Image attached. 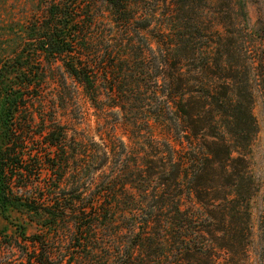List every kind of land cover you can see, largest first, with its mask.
Returning <instances> with one entry per match:
<instances>
[{"label": "trees", "instance_id": "1", "mask_svg": "<svg viewBox=\"0 0 264 264\" xmlns=\"http://www.w3.org/2000/svg\"><path fill=\"white\" fill-rule=\"evenodd\" d=\"M36 1L0 69V208L41 228L0 264H248L264 0ZM68 78L90 104L73 136L39 93ZM258 231L264 264V210Z\"/></svg>", "mask_w": 264, "mask_h": 264}, {"label": "rangeland", "instance_id": "2", "mask_svg": "<svg viewBox=\"0 0 264 264\" xmlns=\"http://www.w3.org/2000/svg\"><path fill=\"white\" fill-rule=\"evenodd\" d=\"M38 8L36 0H0V69L6 67L4 63L8 56L13 57L15 61L12 62L15 63V65L23 63L19 58L15 57V51L20 45L19 49L26 47L25 41H29V37H36V33L32 30L31 26L34 20H36V14L39 13ZM249 16L251 25L253 26L257 20V10L253 5L249 7ZM35 46L36 43H32L26 50L33 51L32 48ZM32 62L31 65L34 66L33 70H35L36 61ZM6 64H8V62ZM14 71L13 68L11 74L8 76L13 82L6 80L9 84H14L18 79V75ZM17 81L20 83L21 79L19 78ZM62 83H66L65 88L64 84H61L60 87L57 82L51 81V83L46 84L43 91L39 93L43 95L42 99L49 107H53V105L56 106L55 113L58 122L65 125L69 135L73 136L75 129H85V123L78 120L80 117L78 109L82 107L87 110V108H90V104L83 94V89L80 87L79 90H76L70 78L66 81H62ZM29 93H31L35 99V101H31V107L36 111V89ZM90 112H94L93 109H91ZM256 113L259 117L260 133L251 148L250 160L253 172L262 188L260 194L254 200L253 205L254 236L248 264H259L258 253L260 242L258 236V223L260 215L264 210V105L261 101L258 104ZM75 117H77V119H75ZM90 125L93 126V129L96 125L93 113L91 115ZM21 227H24L28 234H34L41 228L36 221L31 220V218L24 213L12 208L5 211L0 208V241H3L5 238L16 237L22 230Z\"/></svg>", "mask_w": 264, "mask_h": 264}]
</instances>
